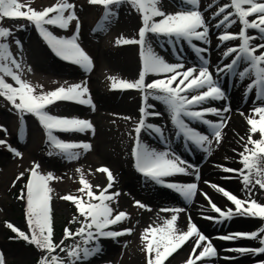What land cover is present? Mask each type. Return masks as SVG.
<instances>
[{
  "label": "snow or ice",
  "instance_id": "snow-or-ice-1",
  "mask_svg": "<svg viewBox=\"0 0 264 264\" xmlns=\"http://www.w3.org/2000/svg\"><path fill=\"white\" fill-rule=\"evenodd\" d=\"M88 2L91 5H99L104 8V16L94 29L97 32L107 30L112 19L117 15L115 9L121 5H131L141 15L142 27L138 31V39L121 38L117 40L118 44L139 46L142 70L138 79L129 82L117 81L114 77L110 78L113 81V90L117 88L120 90H139L143 93V106L140 109L139 121L134 129L135 146L132 150L136 170L146 179L177 192L185 201H192L197 192L196 183H166L164 180L165 177L177 174L189 175L187 169L182 167L186 162L171 151H157L151 148L141 138L143 132L148 135L155 134L162 142H167L165 131L160 126L147 122L150 117L161 115L160 112L154 110L156 105L148 101L151 99L165 106L170 114L177 137H182L191 145L205 152H210L212 140L209 135H205L191 126L189 121L206 125L211 136L217 142L220 141L221 130L225 126L223 113L230 112L231 109L229 106H225L221 110L214 107H203V105L209 101L228 99L218 79L223 73L228 76H235L241 82L248 80L249 83L246 85L244 95L247 96L255 90V99L260 104L254 107L247 117V123L250 126L249 135L244 145V151L239 154L241 157L239 162L242 168L223 167L222 170L225 173H235L242 177V183L249 192H251L250 185L253 187L259 185L261 189H264V51H260L264 49V42L252 44L253 40L264 41V0H230V3L220 6L218 11L214 13L213 19L222 17L215 24L217 29H223L218 36L219 41L222 44L230 40L240 41L238 45L228 47L223 53L224 59H228L230 56L232 59L229 63L216 69L217 78H214L213 73L209 70V62L203 55L207 49L198 47L193 43V41H200L204 44L210 43L209 25L199 10V0H181V3L186 7L175 14H168L161 10L159 8L160 0H88ZM24 8L25 5L18 0H0V21L4 18L27 20L34 25L44 42L57 57L78 65L85 72L92 70L93 61L78 43L80 22L73 3H70L69 0H60L58 4L43 11H36L31 7L22 11ZM229 8L232 11H228ZM252 16H255V19L249 20L248 18ZM157 17H161V19L157 20ZM74 20L76 21V31L70 38L58 37L46 27L53 26L66 30ZM237 21L241 25L239 32H229L228 29ZM249 29L256 30L259 35H249ZM149 34L154 37H166L173 44L186 42L199 57L201 67L199 69L187 68L181 71V69H185L183 63H169L154 51ZM10 36H12L11 30L0 26V97H4L20 113L22 129L24 115L31 114L36 117L46 133L48 143L55 150L49 152L50 156L60 155L68 160L78 159L81 153L74 150L83 149L87 152L91 150V145L83 142L65 141L54 133H85L91 130L94 134V126L88 120L51 115L46 109L58 101L88 105L94 109L95 106L92 103L86 82L67 88L62 86L48 93L34 94L35 89L30 83L22 79L21 64L14 58L10 51V45L6 42ZM16 43L19 45L20 41L17 40ZM258 52L259 54H257ZM148 75L162 78L146 82ZM5 77L10 78L16 86L6 82ZM17 101L19 102L17 103ZM208 115L217 116L220 119L218 122H213L206 118ZM3 131L6 132V129ZM257 133H259V138L253 139ZM0 145L7 146L8 150L16 156L21 155L16 149L7 145L3 139H0ZM248 145L252 147H248ZM187 168H192V165H187ZM39 169V164H34L33 168L30 169V177L25 185L26 194L22 193L20 196V199H26V214L30 234L19 230L11 223L6 225L12 232L16 233L18 238L35 245L37 249L46 253L39 264H66L64 258L54 254L57 249L60 252H66L67 260L71 264H84L85 261L101 252L99 243L101 239L115 240L118 237L131 234V228L122 231L111 230L112 226L118 225L130 217L126 212L117 211L112 207V204L117 202L115 198L120 193H109V189L114 184V177L109 169L102 167L97 171L106 173L108 184L99 191V195L92 190V185L81 177L82 187L79 191L86 195L87 200L84 199V196L77 197L71 194L61 197L65 201H71L83 219L79 221L80 227L75 233L66 228L64 239L59 243H54L50 208L52 189L49 187V182L56 177L51 173L42 174ZM194 171L196 172V180H199L198 169ZM245 171H247V175L244 174ZM21 177H17V179ZM225 178L230 179L232 177ZM253 178H255V184H253ZM211 187L222 193L235 206V210L233 211L231 208L227 211L222 210L212 203L207 194H204L212 210L219 216V219L214 216H204V219L223 223L232 220L234 216H241L259 218L264 221V205L258 203L251 196L248 200H243L220 186L211 185ZM136 206L147 207L139 201L136 202ZM162 211H172L178 214L184 209H162ZM177 219V215H172L170 219L164 220L163 225L155 227L150 225L144 230L141 239L145 241L147 264H165L168 257L193 237L196 238L194 247L186 264H197L198 261L210 260L217 256V250L211 240L199 230L190 216L186 231H180L176 227ZM72 222L77 221L74 218ZM262 234H264V227L250 233L238 232L220 236L219 239L226 241L236 239L258 240L261 245L259 248L242 247L228 250L242 254L261 255L264 254V235ZM75 237H80V242L67 248L63 247L66 240ZM201 247L202 250L197 255L196 250ZM0 264H4L2 255H0Z\"/></svg>",
  "mask_w": 264,
  "mask_h": 264
},
{
  "label": "rangeland",
  "instance_id": "rangeland-1",
  "mask_svg": "<svg viewBox=\"0 0 264 264\" xmlns=\"http://www.w3.org/2000/svg\"><path fill=\"white\" fill-rule=\"evenodd\" d=\"M216 1L199 0V10L203 13L210 29L209 44L214 41L213 37L216 39L221 34L215 27V22L217 23L222 17L212 18L214 15L212 9L215 7ZM18 2L25 5L22 11H26L28 7L36 11H43L58 4L60 0H18ZM69 2L75 5V12L80 22L78 43L93 61V67L90 72H85L78 65L57 57L44 42L34 25L27 20L4 18L0 21V26L8 28L12 32V36H10L12 40L9 43L10 51L21 64L20 74L22 79L30 83L35 89L34 94L48 93L62 86L67 88L71 85L84 84L86 82L92 103L95 106L93 109L88 105L58 101L49 105L46 109L51 115L88 120L94 126V134L91 130L85 133H54L65 141L83 142L91 145V150L87 152L83 151V149L74 150L80 152L81 155L78 159L68 160L60 155H49L50 151L55 150L48 143L46 133L36 117L31 114L24 115L22 129L20 113L4 97H0V139L5 140L7 145H10L21 154L16 156L8 150L7 146L0 145V249L3 252V262L4 264H36L35 260L40 258L41 250L34 246L31 248L25 247L10 240L7 235L8 230L4 226L8 220L18 229L30 234L28 222L24 219L22 212V206L27 207L26 199H20L21 193L18 192L23 183L25 181L28 182L30 169L33 168L34 164H39V171L42 174L51 173L56 177V179L49 182V187L52 189L50 193V208L53 211L54 243H59L64 239L66 228L75 233L80 227L79 221L83 219V217L79 216L76 206L71 201L61 199V197L71 194L77 197L84 196V199L87 200L86 195L79 191L82 187L80 183L81 177L92 185V190L99 195V191L107 186L108 180L106 173L98 172L97 169L105 167L112 172L114 177V184L109 189V193H120L115 198L117 202L113 203L112 207L117 211L126 212L130 217L122 223L112 226L111 230L122 231L131 228L132 232L130 235L126 234L115 240L101 239L99 241L101 247L107 246L112 250L106 253L104 248L103 252L85 261L84 264H147V253L144 248L145 241L141 237L144 230L150 225L153 227L163 225L164 220L170 219L168 214L172 213V211H162V209H173L168 206L169 203H174V205L176 203L180 207L187 209L191 206L194 199L199 198L205 205L207 212L218 219V214L212 210L204 194H207L212 203L216 205L218 203L217 206L224 211L229 208L234 211L235 206L221 195L220 201L215 200L208 187L200 190L197 187L196 195L192 201H185L177 192L146 179L136 170L133 156V160H131V154L135 146L134 129L139 121L140 109L143 106V93L139 90H120L118 88L113 90V81L110 78L114 77L117 81L124 80L129 82H134L138 79L142 70L139 46L118 44L117 40L121 38L138 39V31L142 27L141 15L131 5H121L115 9L117 15L112 19L107 30L97 32L94 29L104 16V8L99 5H91L88 0H69ZM227 3H230V0H227ZM185 7L181 0H160L159 4V8L168 14H175L185 9ZM228 11H232V9L229 8ZM251 18L249 20H252ZM156 19L159 20L161 17ZM46 27L58 37L70 38L75 34L76 21H72L66 30L53 26ZM212 28L214 31H212ZM240 28L241 25L237 21L228 31L238 33ZM249 35L258 36L259 33L254 29H249ZM149 39L154 51L167 62L179 63V61H182L173 54L175 50L180 53L177 45L170 43L166 37H154L149 34ZM17 40L20 41L19 45L16 43ZM262 42L264 41L253 40L252 44ZM228 47H232V45ZM193 60H195V57ZM200 67L198 66V69ZM209 70L213 73L214 78H217L213 69L209 67ZM160 78L162 77L148 75L146 76V82ZM218 79L222 89L227 94L233 93L236 85L241 84L235 76L223 74ZM5 80L14 84L8 77H5ZM248 83L249 81L247 80L242 88ZM14 86L16 85L14 84ZM148 102L155 104L154 110L160 112L161 115L154 117L155 120L147 122L160 126L165 131L167 141L171 140L176 130L171 123L168 110L157 101L149 99ZM129 117L131 119H127ZM203 128L209 132H206V134L211 135L207 126L204 125ZM3 129H6V132ZM141 138L144 142V139L150 141L147 133L143 135L142 132ZM154 144L157 146L151 148L157 151H171L175 154L172 149L160 142H155ZM192 147L196 146L192 145ZM192 147L189 156L186 155L187 158L183 155H175L186 162L182 167H185L187 171H189L187 165L191 163L190 165L194 168L192 171L194 178H196V172L194 171L196 169H198L201 177L200 169L208 161L209 154L205 155L204 151L199 148V150L193 152ZM224 155L222 153L219 156L221 163L218 166L220 172L224 176L229 177L230 173H225L222 170L223 167L240 169L242 165L228 163L226 161L227 158H223ZM78 169L80 171H77ZM21 174H23L22 177ZM244 174L247 175V171ZM234 175L237 176L235 173ZM17 177L21 178L17 179ZM179 177H182V174L175 175V179L165 177L164 180L166 183H179L176 179ZM122 179L128 182V187H124L121 184ZM238 179L242 183V177L238 176ZM253 184H255V178H253ZM249 188L251 192L246 190L243 185L241 188L242 193L239 194H236L233 189L225 190L243 200H248L249 196H251L258 203L264 205V189H261L259 185H255V187L250 185ZM137 201L147 207L140 208L136 206ZM225 201L229 202H227L230 205L229 208H227ZM74 218L77 222H72ZM197 227L211 240L216 248L217 256L211 259H215L220 264H262L264 262V254H242L228 250L242 247L259 248L261 245L258 240L236 239L226 241L219 239L220 236L238 232L250 233L260 227H264V221L259 218L234 216L232 220L224 221L223 223L213 221L209 223L211 231L209 234L202 225H197ZM195 239L193 237V243ZM78 242H80V237L68 239L63 247L67 248ZM202 247L196 250L197 255L202 250ZM54 254L64 258L66 264H71L67 260L66 252H60L57 249ZM210 260L205 261L209 262ZM200 262L202 261H198V263Z\"/></svg>",
  "mask_w": 264,
  "mask_h": 264
},
{
  "label": "bare ground",
  "instance_id": "bare-ground-1",
  "mask_svg": "<svg viewBox=\"0 0 264 264\" xmlns=\"http://www.w3.org/2000/svg\"><path fill=\"white\" fill-rule=\"evenodd\" d=\"M227 3V0H217L215 7L212 9V13H216L220 6H223ZM251 17H249L250 19ZM252 20L255 19V16L251 18ZM216 24V22H215ZM220 32H222V28L218 29ZM217 30V31H218ZM212 31L214 29L212 28ZM239 32V31H238ZM249 34V33H248ZM213 40L211 44H204L200 41H193L198 47H203L207 49V52L203 53L204 57L209 62L210 69H213V72L216 73V69L218 67H222L223 65L229 63L232 59L230 56L228 59H224L223 53L227 50V46H236L240 43L239 40H230L227 42H224L223 44L219 41L218 37L215 39L213 37ZM234 44V45H233ZM179 51L175 50L173 53L176 58L182 60L179 61V63H183L185 65V69L187 68H197L198 66H201V61L199 57L196 55V53L192 50V48L186 43V42H180L179 44H176ZM264 51V49L260 50ZM162 54V53H160ZM191 54V55H189ZM259 54V52L257 53ZM234 55V54H233ZM195 57V60H193ZM192 60V62H191ZM221 61H224L221 63ZM177 63V62H175ZM182 70V69H181ZM223 75V73L220 74V76ZM239 81V79H237ZM247 80L241 82V84L236 85V88L233 93H226V96L228 97L227 100H219V101H209L207 104L203 105V107H214L217 109H223L225 106H229L231 111L227 113H223V116L225 117V126L221 130V139L219 142H217L211 135H209V138L212 140L210 152H205L204 154H209L208 161L201 167L200 172L202 173V176L199 180H196L192 176L193 167L189 168V175H183L182 177L176 178L179 183L188 184V183H196L197 187L200 189H204L205 187L210 188V192L212 193L215 200L220 201V195L223 196L222 193L217 191L215 188L211 187V185H217L224 189H233L236 194L242 193L241 188L243 187V184L239 182L238 176H235L233 174H229V177H232L230 179H226L221 172L218 164L221 163L220 161V155L224 153L223 158H227L226 161L228 163L239 165L241 164L239 161L241 157L239 158V154L244 151V145L248 139L249 135V128L250 126L247 123V117L251 114L252 109L260 104L259 101L255 99V90L248 94L247 96L244 95L246 86L242 88L243 84ZM174 86V85H173ZM241 113H244V115H241ZM207 119L218 122L219 117L208 115L206 116ZM256 119H259V117H256ZM155 120L154 117H150L148 121ZM191 126L195 127L197 130L201 131L203 134H206L204 130V125L189 121ZM206 126V125H205ZM208 128V127H207ZM209 133V132H208ZM145 135V133H143ZM150 141L148 142V145L150 147L157 146L154 144L155 142H160L161 144L166 145L169 149H172L175 154L183 155L187 158L186 155L189 156L191 153V147L192 145L189 142H186L182 137H177L176 134H174V137H172L171 140H168L166 143L162 142L158 136L155 134L149 135ZM259 133L255 134L253 136V139H258ZM207 145H205L206 147ZM208 147V146H207ZM248 147H252L251 145H248ZM199 150L196 147H192V151ZM203 151V150H202ZM185 154V155H184ZM131 160L132 154H131ZM191 164V163H190ZM241 169V168H240ZM140 173V172H139ZM234 175V176H231ZM167 178H174V176L167 177ZM208 182V183H205ZM121 184H123L124 187H128V182L121 180ZM105 188V187H103ZM127 190V188H126ZM209 191V190H208ZM234 192V193H235ZM211 197V196H210ZM226 199V197H223ZM223 202V201H221ZM226 202V201H225ZM228 202V201H227ZM226 202L227 208L230 207V205ZM168 205V204H167ZM218 205V203H217ZM224 205V203H223ZM168 206H171L173 209L175 208H181L178 204L172 203ZM171 218L172 215H177L178 219L176 221V227L180 231H186L188 227V219L189 216L191 217V220L196 225H202L204 230L208 232V234L211 232L209 229V223L213 222V220H206L203 217L204 216H211L207 210L205 209V205L199 200V198H196L191 203V206L187 209H184V211L180 213H170L168 214ZM167 215V216H168ZM194 247L193 238H191L187 243H185L181 248H179L176 252H174L168 259L166 260L165 264H186V261L188 260L192 248ZM109 253L110 250H112L110 247H101V252L104 251ZM248 259V258H247ZM197 264H220L215 259H211L209 262L202 261L200 263L197 262ZM222 264V263H221Z\"/></svg>",
  "mask_w": 264,
  "mask_h": 264
},
{
  "label": "trees",
  "instance_id": "trees-1",
  "mask_svg": "<svg viewBox=\"0 0 264 264\" xmlns=\"http://www.w3.org/2000/svg\"><path fill=\"white\" fill-rule=\"evenodd\" d=\"M51 214H52V213H51ZM10 236H11V238H12L13 240H16V239H17V235H16L15 233H13V232L10 233ZM21 240H22V239H21ZM21 242H22L21 244H22V245H25V247H32V246L36 247L35 245H33V244H29L28 242H26V241H24V240H22ZM41 253H42L43 255H41L40 260H41L42 257H44V255H46V253L43 252V251H41ZM36 264H39V261H37Z\"/></svg>",
  "mask_w": 264,
  "mask_h": 264
}]
</instances>
